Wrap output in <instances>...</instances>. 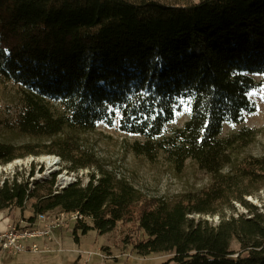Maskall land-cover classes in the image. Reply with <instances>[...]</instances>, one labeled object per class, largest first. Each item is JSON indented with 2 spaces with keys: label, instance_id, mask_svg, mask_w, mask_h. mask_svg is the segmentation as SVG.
Returning a JSON list of instances; mask_svg holds the SVG:
<instances>
[{
  "label": "trees",
  "instance_id": "1",
  "mask_svg": "<svg viewBox=\"0 0 264 264\" xmlns=\"http://www.w3.org/2000/svg\"><path fill=\"white\" fill-rule=\"evenodd\" d=\"M262 73L264 0H0V79L29 91L19 131L48 140L0 143V165L47 154L71 171L96 166L99 174L97 183L94 176L58 194L54 178L34 188L19 175L0 180V212L34 200L32 222L57 209L92 221H78L74 235L132 221L147 237L135 248L147 255L165 247L174 264H264V204L247 199L264 191V155L240 158L256 137L251 129L220 138L225 123L255 111L248 93ZM183 101L190 117L167 135ZM118 116L122 132L144 139L132 146L135 154L154 160L164 153L178 170L190 160L210 175L209 186L154 198L106 169L81 135ZM237 203L246 215L227 216ZM232 240L245 258L228 261Z\"/></svg>",
  "mask_w": 264,
  "mask_h": 264
},
{
  "label": "rangeland",
  "instance_id": "2",
  "mask_svg": "<svg viewBox=\"0 0 264 264\" xmlns=\"http://www.w3.org/2000/svg\"><path fill=\"white\" fill-rule=\"evenodd\" d=\"M168 5L188 6L200 4L203 0H157ZM254 80L259 84L257 88L248 93V98L255 105V111L250 114H244L238 124L225 123L223 125L220 138H228L243 128L251 129L255 132L253 142L243 150L240 158L246 155L263 156L264 155V73L254 74ZM29 95L27 88L13 81L0 79V143L11 144L13 146H22L27 144H47L46 138H34L19 131L18 120L26 109V100ZM50 107L55 112L60 109L53 102L47 100ZM190 117V105L188 101H183L181 110L175 114L174 121L166 128V134L169 135L174 129L182 127ZM119 116L112 125L99 123L91 132L81 135L85 147L88 148L106 169L116 173L118 178L126 180L135 188L140 190L148 197L165 198L167 200L176 199L186 193L199 192L209 186L211 182L210 175L201 170L194 162L188 160L184 168L178 170L166 154L160 153L156 159L149 160L145 156L134 153L132 146L135 142L143 143L144 139L140 136L124 133L120 130ZM36 150L41 151L39 147ZM237 156V155H236ZM58 156L41 154L37 156H27L17 159L9 164L0 165V180L14 178L19 175V179L28 178L41 174H49L51 169L50 162L57 164L54 166L52 176L55 181H59L66 172L69 174L79 173V181L82 186H86L94 176H99L97 167H88L76 171L69 170V166L58 160ZM81 172V173H80ZM63 173V174H62ZM61 174V175H59ZM59 175V176H58ZM58 176V177H57ZM62 176V177H60ZM72 176V175H69ZM48 181H51L47 179ZM96 180V179H95ZM258 207L264 204V191L258 198H247ZM30 200L24 206V209H6L0 212V220L9 219L15 223L18 228L27 227L28 230L33 227H42V224L36 222L37 217L32 222L34 216ZM237 212L225 209L227 216H238V214L247 213V209L240 204H235ZM60 210L49 212L46 217L50 222L54 216L60 214ZM196 220H207L212 226L220 223L218 216H195ZM88 225L92 224L90 219H83ZM64 227L55 229L47 240H37L39 251L23 253L20 255L6 254L8 259L4 264H174L171 259L174 253L166 251L162 247L159 252L152 254H143L135 248L136 243L147 240L143 232L137 229L132 221L118 223L116 228L105 234L97 231H90L82 236L79 232L74 235L76 222L65 216ZM243 252L241 244L237 240H232L230 246L229 262L245 258L239 255ZM2 256V254H0ZM3 258L0 257V261Z\"/></svg>",
  "mask_w": 264,
  "mask_h": 264
},
{
  "label": "built area",
  "instance_id": "3",
  "mask_svg": "<svg viewBox=\"0 0 264 264\" xmlns=\"http://www.w3.org/2000/svg\"><path fill=\"white\" fill-rule=\"evenodd\" d=\"M44 181V178H42ZM35 181H30V187L34 188ZM79 183L73 182V184ZM55 184L57 182L55 181ZM66 188H60L58 184V191L54 194L62 192ZM27 202L25 203V205ZM47 214L38 215L35 224L38 222L42 224V227H33V229L28 230L27 227L18 228L15 223H11L9 219L0 220V251L9 255H20L23 253H28L29 251L37 252L39 248L36 243L37 240H47L50 238L52 232L57 228L64 227L65 216L71 218L76 223L82 221L84 218L79 213H66L60 212L58 216L48 222ZM33 224V226H35Z\"/></svg>",
  "mask_w": 264,
  "mask_h": 264
},
{
  "label": "bare ground",
  "instance_id": "4",
  "mask_svg": "<svg viewBox=\"0 0 264 264\" xmlns=\"http://www.w3.org/2000/svg\"><path fill=\"white\" fill-rule=\"evenodd\" d=\"M58 160L61 162V159L60 158H58ZM56 164H57V160H56V162L54 161V163L53 162H50V166H47L46 169L47 170H49L51 168L53 169ZM52 169H51V171H50L49 174L53 173V170ZM49 174H47V173L44 174L45 177H43L41 174L36 175V176H33L30 179V181H42V178H44V181H46L47 179L52 180V176H49V177L47 176ZM59 175H61V174H59ZM69 175H72V176H69ZM60 177H62V176H60ZM98 179H99V176H96V182L95 183H97V180ZM79 180L80 179H79V173L78 172L72 173V174H69L68 172H66L65 175L62 178H60L59 181L57 180V184L54 185V192H57L58 191V184H59L60 188H68L69 186L73 185V182H77V181L78 182H81Z\"/></svg>",
  "mask_w": 264,
  "mask_h": 264
},
{
  "label": "crops",
  "instance_id": "5",
  "mask_svg": "<svg viewBox=\"0 0 264 264\" xmlns=\"http://www.w3.org/2000/svg\"><path fill=\"white\" fill-rule=\"evenodd\" d=\"M34 224H35V223H34ZM32 225H33V224H32ZM0 254H2V256H0V257L3 258V260L0 261V264H4V263L7 261L6 259H8L9 256H7L5 253H3V252H1V251H0Z\"/></svg>",
  "mask_w": 264,
  "mask_h": 264
}]
</instances>
